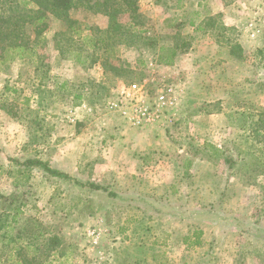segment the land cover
I'll return each mask as SVG.
<instances>
[{
  "label": "rangeland",
  "instance_id": "374dc122",
  "mask_svg": "<svg viewBox=\"0 0 264 264\" xmlns=\"http://www.w3.org/2000/svg\"><path fill=\"white\" fill-rule=\"evenodd\" d=\"M137 5L141 16L117 19L130 33L114 58L109 16L79 7L69 17L86 39L49 16L37 40L26 27L33 56L0 59V264H264V0ZM233 14L238 26H226ZM181 45L177 68L159 62L161 49ZM131 84L177 86L179 121L123 123L107 103ZM28 159L71 179L41 168L26 178ZM86 182L126 195L114 200ZM137 196L161 201L163 214ZM14 206L21 215L8 234ZM194 231L203 245L187 251Z\"/></svg>",
  "mask_w": 264,
  "mask_h": 264
},
{
  "label": "trees",
  "instance_id": "16d2710c",
  "mask_svg": "<svg viewBox=\"0 0 264 264\" xmlns=\"http://www.w3.org/2000/svg\"><path fill=\"white\" fill-rule=\"evenodd\" d=\"M138 0H0V59L4 62L12 61L16 58L24 59L33 56L36 53L35 47L30 44L31 40L26 33L27 25L33 28L36 40L41 37L48 25L49 16H54L58 19L67 21L69 24L70 32L76 36L77 39H86L89 36H83L82 29L77 28L78 22L69 17V11L74 8H87L93 9L96 13H104L109 16L110 23L107 28V33L110 35L107 51L109 52L108 58H114V48L117 44L124 42V35L130 33L125 26L118 23L119 15L130 13L132 18L141 16L137 5ZM210 21V20H209ZM213 20L206 24L212 27ZM131 28H134L131 26ZM225 28V27H224ZM203 30H206L203 29ZM139 33V32H138ZM120 34L119 37H116ZM140 35L142 34L139 33ZM94 43V42H93ZM93 45L97 46V43ZM184 45L176 46L168 49H161L159 62L164 65H170L174 58L182 50ZM58 50L63 53V46L58 45ZM238 51H242L239 46ZM165 52H171L167 57H164ZM72 53V52H70ZM82 54L74 52L73 60L83 64ZM69 58V57H68ZM94 64L97 63L93 62ZM104 65H107L105 62ZM19 164V161L15 160ZM229 163V161H227ZM20 173L29 178V172L35 168H41L47 175L54 178L70 180V176L64 172L52 168L48 162H43L37 159H28L21 164ZM81 187L89 188L91 191L104 192L111 199L123 198L124 193L119 194L110 191L108 188L95 183L86 182L79 183ZM136 200L142 202V205H149L152 207L154 213L159 215L163 214V209L166 205L158 199H152L146 196H137ZM196 214L200 211L194 210ZM148 212L144 210L142 214L146 215ZM21 215L20 206H14L9 216L10 221L3 227L6 233L15 230V225L18 223V217ZM148 215V214H147ZM197 217V215H196ZM8 218V219H9ZM203 232L194 231L191 235L183 237V243L188 248L201 247L203 245ZM34 259L24 258L22 264H33Z\"/></svg>",
  "mask_w": 264,
  "mask_h": 264
},
{
  "label": "built area",
  "instance_id": "2783aa9c",
  "mask_svg": "<svg viewBox=\"0 0 264 264\" xmlns=\"http://www.w3.org/2000/svg\"><path fill=\"white\" fill-rule=\"evenodd\" d=\"M183 92L175 85H163L149 92L143 84L119 88L108 101V109L123 123L136 129L173 126L179 121V104Z\"/></svg>",
  "mask_w": 264,
  "mask_h": 264
},
{
  "label": "crops",
  "instance_id": "0c3cea01",
  "mask_svg": "<svg viewBox=\"0 0 264 264\" xmlns=\"http://www.w3.org/2000/svg\"><path fill=\"white\" fill-rule=\"evenodd\" d=\"M235 5H237V2H236V4ZM235 10V9H234ZM235 12L236 13H239L240 14V12H238L237 11V9L235 10ZM213 15V14H212ZM230 17H226V19H225V21L224 22H226L225 23V25L226 26H229V27H234L235 25L236 26H238L237 25V22H238V20H239V16H238V14H233V15H229ZM255 19H257V18H255ZM252 22L253 21H251L250 20V23L252 24ZM182 59H183V55H181V53L179 52L178 53V55L175 57V59H174V62L172 63V65H171V67H168V68H177L180 64H181V62H182ZM5 114V111L3 110V109H1V107H0V115L1 114ZM203 240V239H202ZM184 243H182V245H183ZM185 245V244H184ZM183 245V246H184ZM184 248L187 250V251H192V250H194V248L196 249V248H199V247H194V248H188L186 245L184 246Z\"/></svg>",
  "mask_w": 264,
  "mask_h": 264
}]
</instances>
